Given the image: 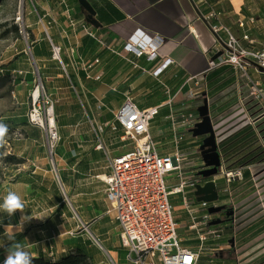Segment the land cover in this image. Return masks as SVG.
Segmentation results:
<instances>
[{
    "label": "crops",
    "instance_id": "obj_1",
    "mask_svg": "<svg viewBox=\"0 0 264 264\" xmlns=\"http://www.w3.org/2000/svg\"><path fill=\"white\" fill-rule=\"evenodd\" d=\"M31 1L33 9L26 12L35 14L26 15V28L33 35L32 57L45 80V90L57 105L61 139L55 146V169L48 166L42 152L11 183L0 186V202L8 190H14L25 202L23 215L34 217L23 231L14 227L9 231L35 258L44 256L57 262L79 249L88 256L89 264H131L129 251L120 240L121 227L107 213L106 185L99 180L108 173L109 162L131 147L119 134L111 133L114 113L128 95L142 110L170 100L173 108L193 111L192 105L198 101L189 95L191 89L204 98L217 94L221 98L218 113L233 105L241 94L249 93L251 85L239 89L238 74L231 67L207 72L216 44L209 23L219 21L241 39L243 31L237 20L255 15L256 25L249 33L255 44H244L258 47L264 40L263 8L259 0H87L97 20L90 24L79 0ZM212 12L220 16L208 21ZM136 31L164 39L157 61L124 51ZM54 46L61 49L58 58L53 56ZM169 59L173 64L155 77L157 67ZM248 73L264 88V72L248 68ZM11 74L26 90L37 83L34 70L12 69ZM169 112V106L163 107L151 124L150 133L159 144L170 138ZM256 129L250 127L242 133L250 137L264 131V118ZM245 175L247 181L250 175L247 171ZM246 181L231 187H239L237 191L242 193L249 186ZM176 209L181 245L197 250L199 240L190 244L188 235L192 233L184 228L188 224L184 207L177 204ZM21 215L17 212L10 218L0 212V248L12 243L4 235V226H16ZM229 233L208 241V250L226 243ZM226 257L235 258V254L224 251L211 264H227L221 263Z\"/></svg>",
    "mask_w": 264,
    "mask_h": 264
},
{
    "label": "built area",
    "instance_id": "obj_2",
    "mask_svg": "<svg viewBox=\"0 0 264 264\" xmlns=\"http://www.w3.org/2000/svg\"><path fill=\"white\" fill-rule=\"evenodd\" d=\"M258 5L264 13V0H259ZM218 16L219 13L212 12L206 19L211 21ZM256 21L255 15L237 20L236 24L243 31L241 39L219 21L209 23L216 44L207 72L220 66L231 67L238 74L239 89L251 85L248 94H241L237 102L219 113L214 109L218 106L215 98L206 95L215 142L221 154L222 144L227 139L247 128L256 129L257 122L264 118V88L254 83L248 73V68H253L256 73H262L261 69H264V40L258 47H251L255 40L250 38L249 33ZM164 43L159 35L149 36L143 31H136L126 41L124 51L135 57L145 55L149 62H155ZM60 51V47H53L54 58H58L56 54L59 56ZM219 51H222L221 56L213 60ZM172 64L173 60L165 61L154 71V76H160ZM21 73L17 72L18 75ZM34 90L30 95L32 108L29 121L45 132L50 149L54 150L61 138L53 101H44L37 83ZM189 95L198 101L192 105L193 111L173 108L170 100L142 110L128 95L124 104L114 113L110 131L119 134V138L131 147L109 162L108 173L99 180L106 185L107 213L113 214L121 227L120 240L129 251L128 260L131 264H201L203 257L212 263L214 257L224 251L235 254V264H246L242 259L249 255L245 250L249 243L241 247L235 244L233 247L230 241L236 239L235 234L239 229L264 222V163L231 168L224 157L221 158L222 164L217 175L206 178L200 175L207 168L200 151L205 137L197 141L199 137H194L191 129L202 121L197 110L204 104V97L201 92L192 89ZM48 103L50 107H46ZM168 106L170 138L159 144L152 137L150 128L160 110ZM255 136L256 144L264 148L261 134L257 131ZM245 171L250 175L247 181ZM244 181L249 186L242 193L237 191L239 187H231ZM207 182L215 184L218 192L215 201L197 199L198 187H204ZM241 194L243 200H239ZM246 203L250 204L245 209L243 205ZM177 204L184 207L183 211L188 216V224L184 228L189 234H197V250L181 245ZM222 206L233 211L230 222L223 224V227L212 226L209 221L216 215H210L208 210L210 207ZM225 231L230 232L226 236V243L208 250V241L222 238ZM256 239L264 240V232Z\"/></svg>",
    "mask_w": 264,
    "mask_h": 264
},
{
    "label": "rangeland",
    "instance_id": "obj_3",
    "mask_svg": "<svg viewBox=\"0 0 264 264\" xmlns=\"http://www.w3.org/2000/svg\"><path fill=\"white\" fill-rule=\"evenodd\" d=\"M32 9L31 0H0V69L34 70L44 101L52 102L53 98L45 90V80L42 79V75H39L32 57L30 43L33 35L31 30L26 28V15L30 17L35 14V11L26 12V10ZM19 17H21L20 21ZM15 27L20 31L19 36L14 30ZM31 88L26 90L23 83L20 84L19 80H15L11 76L0 77V124L7 127L6 133L0 138V152L3 153L0 156V186L11 183L17 172L29 167L31 161L42 152H44L48 166L52 169L56 168L54 165L55 148L54 150L50 149L45 132L29 121V113L32 108L30 93L35 91V86L33 85ZM53 105L56 114L57 105L55 103ZM50 106L49 103L46 104V107ZM8 156L16 157L21 163L7 160ZM262 188L264 190V181ZM239 198V200H243L244 196L241 194ZM249 204L246 203L243 208L246 209ZM188 238L190 244L199 242L196 233L188 235ZM251 239L248 238V240ZM263 246L264 241L254 238L245 250L248 254H253L255 249H260ZM205 261L207 262V259L203 257L201 264H206ZM225 262L233 264V262L236 263V259L226 257L221 263Z\"/></svg>",
    "mask_w": 264,
    "mask_h": 264
},
{
    "label": "water",
    "instance_id": "obj_4",
    "mask_svg": "<svg viewBox=\"0 0 264 264\" xmlns=\"http://www.w3.org/2000/svg\"><path fill=\"white\" fill-rule=\"evenodd\" d=\"M79 3L82 8V12L85 14L86 21L90 24H95L97 22L93 8L90 6V4L87 2V0H79ZM222 51H219L214 57L213 60L218 59L219 56H221ZM261 72H264V69H261ZM204 104L198 108L199 116L202 117V121L198 123L194 128L191 129L194 137H205L202 141L200 151L202 160L206 164V170L200 172V175L203 177H212L214 175H217L219 168L221 167L222 161L221 158H226L227 153H222L218 150V146L215 142V132L212 129V118L209 116V104L207 101V98H204ZM223 151V148H221ZM225 161H228L225 159ZM236 189V188H235ZM235 189H232L235 190ZM199 201H215L218 199V192L216 191L215 184L213 182H207L204 187H198L196 191ZM236 196V195H235ZM227 209L226 206L222 207H210L209 213L212 216H215L222 212V210ZM233 215V211H227L226 216L230 217ZM212 226H217L223 224L225 220H219L217 218H213L209 221ZM247 227L239 229L235 235H238L242 231H244ZM255 231V230H254ZM254 231H251L241 237L238 238V240L233 239L231 240V244L234 247L236 243L242 241L243 239L249 238ZM264 232V231H263ZM259 234L255 235L251 240H247L245 242H242L238 244L239 247L244 246L245 244L251 242L254 238L258 237ZM263 241V240H262ZM261 247L260 249H262ZM257 249V250H260ZM257 250L254 251L253 254H249L246 257L242 259V261L246 262V264H252L254 260L252 258L254 257V254L257 252Z\"/></svg>",
    "mask_w": 264,
    "mask_h": 264
},
{
    "label": "trees",
    "instance_id": "obj_5",
    "mask_svg": "<svg viewBox=\"0 0 264 264\" xmlns=\"http://www.w3.org/2000/svg\"><path fill=\"white\" fill-rule=\"evenodd\" d=\"M15 32L19 36L20 31L17 27H15ZM7 72V73H6ZM0 77L1 76H12L11 70H2L0 69ZM5 73V74H4ZM219 94V93H218ZM215 98L216 102L219 103V99H221L217 94L210 96ZM220 106H216L214 109L219 110ZM224 111V110H223ZM243 132V131H242ZM236 133L234 136L227 139L223 144V153H227L226 159L230 163L231 168H238L245 165L264 163V148L262 146H257V140L255 141V135H250L249 133ZM262 138L264 139V131H260ZM3 153L0 152V156ZM12 156V155H11ZM8 156L7 160H14L16 163H21L20 160L16 159V157ZM264 222H260L258 224H254L248 228H246L242 233L245 235L257 227H260ZM263 229L257 230L255 233L262 232ZM247 240V239H246ZM10 247V244L0 248V264H3L5 259L6 249ZM33 264H89L88 256L81 250H77L76 252L68 255V257L63 258L60 261L54 262L53 260L47 257H38L33 260Z\"/></svg>",
    "mask_w": 264,
    "mask_h": 264
},
{
    "label": "clouds",
    "instance_id": "obj_6",
    "mask_svg": "<svg viewBox=\"0 0 264 264\" xmlns=\"http://www.w3.org/2000/svg\"><path fill=\"white\" fill-rule=\"evenodd\" d=\"M7 131L5 125L0 124V138L4 136ZM0 212L6 213L8 217H13L17 212L22 213L19 223L16 226L5 225L4 235L9 241H12L11 246L6 249V256L3 264H33L35 257L22 245L21 242L15 241L14 234L9 231L10 228H15L17 232L23 231L25 223L34 219L31 216L23 215L25 212V202L21 195L14 190H8L0 202Z\"/></svg>",
    "mask_w": 264,
    "mask_h": 264
},
{
    "label": "flooded vegetation",
    "instance_id": "obj_7",
    "mask_svg": "<svg viewBox=\"0 0 264 264\" xmlns=\"http://www.w3.org/2000/svg\"><path fill=\"white\" fill-rule=\"evenodd\" d=\"M227 211H229V209H225V210H222V212L221 213H219V214H217L216 215V218L217 219H219V220H225V222H223V223H228V222H230V219H231V216L230 217H228V216H226V213H227ZM264 224V223H263ZM223 225V224H222ZM259 229H263V231H264V226H260V227H257L256 229H255V231L251 234V235H249L250 237L249 238H253L255 235H257V234H260V233H262V232H260V233H255L257 230H259ZM244 234L241 232V233H239L238 235H236V240H238V238L239 237H241V236H243ZM248 238V237H247ZM246 238V239H247ZM246 239H243L242 241H240V242H238V243H236L237 244V246H238V244H240V243H242V242H245L246 241ZM259 240H262V239H259ZM264 241V240H263ZM256 250V249H255ZM254 250V251H255ZM252 260H254V262L252 263V264H264V246H263V248L262 249H260V250H257V252L254 254V257L252 258Z\"/></svg>",
    "mask_w": 264,
    "mask_h": 264
},
{
    "label": "bare ground",
    "instance_id": "obj_8",
    "mask_svg": "<svg viewBox=\"0 0 264 264\" xmlns=\"http://www.w3.org/2000/svg\"><path fill=\"white\" fill-rule=\"evenodd\" d=\"M56 57H58L57 54H56ZM37 94H38V93H37ZM37 94H36V95H37Z\"/></svg>",
    "mask_w": 264,
    "mask_h": 264
}]
</instances>
